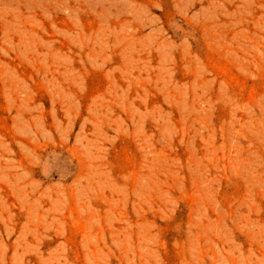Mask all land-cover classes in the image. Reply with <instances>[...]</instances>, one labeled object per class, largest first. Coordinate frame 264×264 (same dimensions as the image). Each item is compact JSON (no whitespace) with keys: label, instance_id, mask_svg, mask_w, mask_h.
I'll use <instances>...</instances> for the list:
<instances>
[{"label":"rangeland","instance_id":"rangeland-1","mask_svg":"<svg viewBox=\"0 0 264 264\" xmlns=\"http://www.w3.org/2000/svg\"><path fill=\"white\" fill-rule=\"evenodd\" d=\"M0 264H264V0H0Z\"/></svg>","mask_w":264,"mask_h":264}]
</instances>
